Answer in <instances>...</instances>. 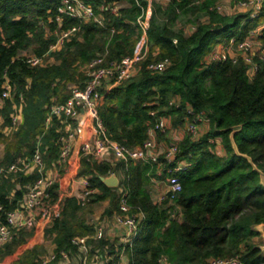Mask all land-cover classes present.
Segmentation results:
<instances>
[{
    "label": "trees",
    "instance_id": "obj_1",
    "mask_svg": "<svg viewBox=\"0 0 264 264\" xmlns=\"http://www.w3.org/2000/svg\"><path fill=\"white\" fill-rule=\"evenodd\" d=\"M87 1L101 15L102 24L70 17L55 22L57 0H0V95L6 80L12 86L11 99L0 98V207L5 212L18 208L26 187L56 166L64 119L54 116L47 124L49 107L65 102L71 85L83 87L85 69L95 59L102 58L106 65L130 56L141 35L137 23L141 9L134 0ZM101 4L119 5L117 14L100 12ZM160 11L170 20L188 13L207 20L196 22L185 33L160 24L156 17ZM73 25L79 30L50 51L58 33ZM255 29L264 47V0L254 19L239 11L225 15L217 9L216 0H171L153 8L146 33L148 54L131 77L101 89L97 111L105 133L121 145L140 147L154 125L152 111L169 118L171 126L183 128L192 117L191 110L204 118L206 130L196 139L185 133L171 164L159 157L165 173L179 162L186 165L175 173L181 191L161 202L151 195L153 181L160 178L158 164L130 160L112 165L80 158L77 176L87 177L95 190L87 204L108 200L103 214L119 213V198L126 192L130 213L142 216L130 243L93 239L94 228L80 215L85 213L84 206L76 196H66L44 233L56 253L51 264H57L62 252L74 254L77 249L71 241L79 237H88L89 256L107 257L108 264L118 262L121 254L127 264H205L234 257L242 264H264V250L256 242L261 236L256 227L264 223L260 178V172L264 173V60L254 57L258 69L250 76L240 56L235 62L209 59L216 44L231 38L241 42ZM29 56L42 62L31 66L26 62ZM163 60L168 64L161 72L148 69L149 64ZM17 106L21 123L11 129ZM155 134L168 142L165 135ZM36 150L42 155V173L6 171L18 161L31 160ZM112 173L121 176L118 187H108L101 180ZM59 191L58 183L50 187L49 203ZM173 213H180L181 220ZM34 235L35 230H15L12 239L0 246V264H37L44 250L40 243L30 245ZM20 246L27 248L19 253ZM9 256L14 259L6 263Z\"/></svg>",
    "mask_w": 264,
    "mask_h": 264
},
{
    "label": "built area",
    "instance_id": "obj_2",
    "mask_svg": "<svg viewBox=\"0 0 264 264\" xmlns=\"http://www.w3.org/2000/svg\"><path fill=\"white\" fill-rule=\"evenodd\" d=\"M57 13L54 16V21L61 23L64 17H70L80 22L94 21L102 24L101 15H97L93 4L87 0H57ZM141 9V14L137 19L138 26L141 30V35L134 46L133 52L130 56L123 57L119 62L112 61L109 64L103 65L102 58H97L92 61L85 69L86 81L83 87L73 85L70 87V96L68 99L60 104H53L49 107V115L46 119L48 124L51 117H62L63 125L61 133L58 137L60 145L59 156L56 161V166L53 167V174L46 171L37 181L26 187V192L20 203V206L14 210L5 212L0 207V246L8 243L17 229H40L48 227L57 218L61 203L66 196H71V191L60 190L57 198L53 202H48L49 189L57 183V179L62 175H66L70 171V166L75 165L78 168V160L82 157H92L97 161H107L112 157L117 162L127 163L128 161H148L158 164L157 175H167L168 193L160 196L158 202L167 198H173L182 189L179 177L175 174L177 171L183 170L185 163H177L174 168H167L166 173L161 164H159V157L171 164L175 155L178 152L177 142L168 141L162 142L157 140L156 131L163 135H168L170 130V120L167 117L157 116L156 111L150 113L155 117L153 127L148 130V138L140 147L129 148L109 139L106 135L101 119L98 115V106L102 98L101 89L110 82L118 83L122 80L128 79L135 72L137 65L148 54L149 46L147 39V30L149 28V21L153 14L154 4H168L171 0H134ZM205 0H195V3ZM217 1V0H216ZM241 11L249 14L251 19H254L261 9L262 0H230ZM144 2V4H143ZM119 5L115 4H101L99 5L100 12H109L116 15ZM219 10V7L217 6ZM79 26L61 30L58 33L56 43L50 47V51L55 50L62 42L74 35L79 30ZM193 29V28H192ZM258 30H251L246 38L237 42L235 38H231L227 43H221L222 51L220 53H212L209 59L212 61H225L227 59L235 62L239 57L231 56L225 51L226 46H235L242 54L240 57L249 66L248 73L253 75L258 69L254 60L257 56L264 60V47L258 48L259 54H254L251 39L256 38ZM26 62L31 66L38 65L42 62L40 58L27 57ZM168 64L167 60H163L148 65V69L153 72H161ZM12 86L6 80L2 86L0 95L1 100L11 99ZM21 100V97H20ZM173 102H170L172 104ZM81 113L85 115L84 123L80 122ZM188 114L192 117L186 119L183 130L193 139L199 137L201 133V125L205 123L203 117L195 115L193 111L189 110ZM21 123L20 106L15 107L14 113L10 119L11 129L16 128ZM85 125L91 129L90 136H87ZM78 139L80 142L77 144ZM77 144V145H76ZM163 145L161 152L158 151V146ZM34 170L42 173L44 171L43 160L41 153L36 150L32 159L28 162L18 161L10 165L7 172H25L31 173ZM3 169L0 167V173ZM78 193L76 196L81 206H85L90 201V196L94 193V189L89 187L87 177L75 176ZM142 214L130 213V206L127 203L126 192H123L119 198V213L114 214L115 223L124 228L127 233L125 243H130L136 236L137 227ZM103 227L95 225L93 232V239L103 238ZM72 245L76 247L81 255V263L86 264L87 255L90 250L87 244L86 237H79L72 239ZM69 254L61 253L60 259L69 261ZM56 260V253L54 250L40 260L39 264H50ZM106 264L110 259L106 258ZM110 264H120L118 262H111ZM205 264H242L238 257L229 259H210Z\"/></svg>",
    "mask_w": 264,
    "mask_h": 264
},
{
    "label": "crops",
    "instance_id": "obj_3",
    "mask_svg": "<svg viewBox=\"0 0 264 264\" xmlns=\"http://www.w3.org/2000/svg\"><path fill=\"white\" fill-rule=\"evenodd\" d=\"M232 3L233 2H231L230 0H217L216 1L217 6L218 7L222 6L223 8L229 7ZM226 14L227 13H225V15ZM220 44L221 43L216 44L212 48L210 54L220 53L222 51ZM84 120H85V115L83 113H81L80 122L84 123ZM0 124H1V119H0ZM85 129H86L87 136H90V133H91L90 127L88 125H85ZM205 130H206V122L201 125V133H203ZM184 134H185V132H184L183 128H181V127L175 128L173 126H170V130L168 132V135H166V137H167L168 141L178 142L179 140L182 139ZM158 141H159V144H162V143H160V140H158ZM79 142H80V139H78L77 144ZM162 142H164V141H162ZM157 148H158V151L161 152L163 149V145H159ZM2 153H3V149L0 153V157L2 156ZM107 161L112 163V165L118 163L112 157H109ZM181 163H184V162H181ZM48 171H50L49 174H53V172H54V170H52V169H49ZM76 175H77V166H75V165L70 166V171L66 175H62L60 178L57 179V181H58L57 183L59 184V189L64 190V191H71L72 192L71 196L77 195L78 187H77V184L75 182L76 181V179H75ZM119 177H121V176H117L118 181L120 179ZM167 177H168L167 175H161L159 179H155L153 181V185L151 187V195H153L152 199L155 202H158V199L160 198V196L168 193V185L166 182ZM118 186H119V184H118ZM109 205H110V203L108 200H105V201L99 202V203H94L91 205L92 207H94V210L91 209L89 213H96L97 210H99V213H101L103 220L101 221L100 225L103 227V231H104L103 239H105L111 243L123 244L126 241L127 233L124 230V228L118 226L115 223L114 214H116V213H113L111 215H104L103 214L104 211L107 208H109ZM85 224H88V222L87 223L85 222ZM86 238H88V237H86ZM90 238H93V235H91ZM53 250H54V246L52 245V251ZM89 252H90V250H89ZM104 253H105L104 255L107 256V252H104ZM79 255L80 254H79L78 250H76L74 256L78 258ZM69 257L72 258V255L69 254ZM106 258L107 257H102L101 255H97V254H93L92 256H89V253H88L86 264H106V260H105ZM64 262L65 261H63V259H59L57 264H64ZM119 263L120 264H127V258L123 254L120 255ZM78 264H82L81 261H79Z\"/></svg>",
    "mask_w": 264,
    "mask_h": 264
},
{
    "label": "rangeland",
    "instance_id": "obj_4",
    "mask_svg": "<svg viewBox=\"0 0 264 264\" xmlns=\"http://www.w3.org/2000/svg\"><path fill=\"white\" fill-rule=\"evenodd\" d=\"M156 5L158 6H166L165 4L160 5V4H154L153 8L155 9ZM219 11L223 14L227 13V15H231L235 12H243V10L241 11L236 5H234V3H232L229 7L223 8L222 6H219ZM163 12H158L157 13V19L158 22L162 25L166 24V25H171L174 29L176 30H182L185 33L188 32L189 29L193 28V25L196 22H205L207 20L206 16H201V15H191V14H182L180 15V17L174 19V20H170L169 15L167 14H162ZM251 44H252V48H253V52L254 54H259V52H257L258 48H261L260 44L258 43L256 38L251 39ZM225 51L223 52H227L229 55L231 56H240L242 53L240 51H238V49L233 46V47H228L226 46L224 48ZM27 55H30L31 53L28 52L26 53ZM49 61H52L51 59H49ZM73 86V85H71ZM70 86V87H71ZM3 149V145L0 144V153ZM1 158V157H0ZM153 196V195H152ZM84 212L85 213H80L81 217H83V219L85 220V222L89 225L92 226L94 228L95 225H100L102 219V215L101 213H99V210L96 211V213H89L90 209L94 210V207L91 206V204H87L84 207ZM178 212V209H177ZM176 217L177 220H181L180 218V213H173ZM92 215V216H91ZM28 230V229H26ZM30 230H34V229H30ZM28 230V231H30ZM46 228H40V229H36V236H31L29 238V242L30 245H35V244H39L42 245L44 253L42 255V258L40 260H42L45 256H47L50 252H52V242H51V238L50 237H45L44 233H45ZM257 244H259V246L261 247V249L263 250L264 248V238L262 237V235L256 239ZM25 248H27L26 246H20L18 248L19 253L23 252L25 250ZM75 254V253H74ZM74 254L72 255V258H68L69 261H65L64 264H78L79 261H81V255H79V257H75ZM14 259V256H9L6 258V263H11ZM80 259V260H79ZM40 260L37 262V264H39ZM51 264V263H50Z\"/></svg>",
    "mask_w": 264,
    "mask_h": 264
},
{
    "label": "water",
    "instance_id": "obj_5",
    "mask_svg": "<svg viewBox=\"0 0 264 264\" xmlns=\"http://www.w3.org/2000/svg\"><path fill=\"white\" fill-rule=\"evenodd\" d=\"M260 178H261V183L264 185V173L260 172ZM101 180L103 181V183L108 186V187H117L119 184L118 178L117 176L113 173L111 175H109L108 177H101ZM256 230L259 231L262 235V237L264 238V223L261 225H258L256 227ZM264 250V248H263Z\"/></svg>",
    "mask_w": 264,
    "mask_h": 264
}]
</instances>
